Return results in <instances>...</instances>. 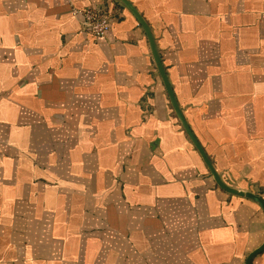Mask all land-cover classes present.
<instances>
[{
	"label": "crops",
	"instance_id": "crops-1",
	"mask_svg": "<svg viewBox=\"0 0 264 264\" xmlns=\"http://www.w3.org/2000/svg\"><path fill=\"white\" fill-rule=\"evenodd\" d=\"M128 1L216 173L264 200V0ZM263 244L264 210L217 185L129 9L0 0V264H246Z\"/></svg>",
	"mask_w": 264,
	"mask_h": 264
},
{
	"label": "water",
	"instance_id": "water-1",
	"mask_svg": "<svg viewBox=\"0 0 264 264\" xmlns=\"http://www.w3.org/2000/svg\"><path fill=\"white\" fill-rule=\"evenodd\" d=\"M119 2H121L127 9H129L131 11V13L136 17V19L138 20L139 24L142 26V28L144 29L147 37H148V40H149V43H150V47H151V51H152V55H153V58H154V61H155V64H156V67L159 71V74L164 82V85H165V88H166V91L169 95V98H170V101H171V104L176 112V115L178 116L183 128L185 129L187 135L189 136V138L191 139V141L193 142V144L195 145V147L197 148V150L199 151L200 155L202 156L204 162L206 163L210 173L212 174V176L214 177V180L216 181L217 185L233 194V195H237V196H240V197H244V198H247V199H251L255 202H257L261 207L262 209L264 210V200L254 194V193H251V192H244V191H240V190H237L235 188H232L228 185H226L222 179L220 178V176L216 173L211 161L209 160L208 156L206 155L204 149L202 148L201 144L199 143L197 137L195 136V134L193 133V131L191 130L189 124L187 123L185 117H184V114L182 112V109L180 108L179 104H178V101L175 97V94H174V91H173V88L169 82V79H168V76H167V73H166V70L163 66V63H162V60H161V57H160V54L158 52V49H157V46H156V42H155V39L152 35V32L150 30V27L149 25L147 24V22L144 20V18L140 15V13L137 11V9L132 5V3L128 0H118ZM264 251V244L258 248L257 250H255L254 252H252L249 257L247 258V261H246V264H252V261L253 259L259 255L260 253H262Z\"/></svg>",
	"mask_w": 264,
	"mask_h": 264
},
{
	"label": "built area",
	"instance_id": "built-area-1",
	"mask_svg": "<svg viewBox=\"0 0 264 264\" xmlns=\"http://www.w3.org/2000/svg\"><path fill=\"white\" fill-rule=\"evenodd\" d=\"M82 17V30L97 38H104L111 28V18L106 9L90 7L82 11H75Z\"/></svg>",
	"mask_w": 264,
	"mask_h": 264
}]
</instances>
